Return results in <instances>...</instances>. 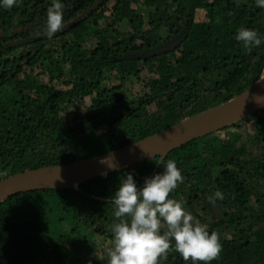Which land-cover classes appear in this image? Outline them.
I'll use <instances>...</instances> for the list:
<instances>
[{"label":"trees","instance_id":"trees-1","mask_svg":"<svg viewBox=\"0 0 264 264\" xmlns=\"http://www.w3.org/2000/svg\"><path fill=\"white\" fill-rule=\"evenodd\" d=\"M61 3L51 38L52 0L0 8V179L134 143L242 93L264 71L255 0ZM240 28L262 43L245 47ZM168 160L184 177L168 198L219 237L209 264H264V106L162 159L10 195L0 202V264H107L119 181L131 173L142 187ZM217 189L224 198L210 203ZM158 264L191 261L170 242Z\"/></svg>","mask_w":264,"mask_h":264},{"label":"clouds","instance_id":"clouds-1","mask_svg":"<svg viewBox=\"0 0 264 264\" xmlns=\"http://www.w3.org/2000/svg\"><path fill=\"white\" fill-rule=\"evenodd\" d=\"M19 0H0V8L11 9ZM264 8V0H255ZM63 27V4L52 0L46 14V35L51 38ZM245 47L259 46L261 37L255 30L240 28L235 36ZM114 157L102 158L101 163L114 168ZM159 163V162H158ZM106 175V173H102ZM184 177L174 160L164 163L162 171L144 179L142 187L131 173L125 175L113 194L115 205L112 224V243L105 248L107 264H158L170 249L186 262L209 264L221 252V243L215 232L195 221L184 206L169 197ZM224 194L216 190L208 197L210 203L222 200ZM166 225V231H161Z\"/></svg>","mask_w":264,"mask_h":264},{"label":"water","instance_id":"water-1","mask_svg":"<svg viewBox=\"0 0 264 264\" xmlns=\"http://www.w3.org/2000/svg\"><path fill=\"white\" fill-rule=\"evenodd\" d=\"M262 106L264 71L256 82L242 93L134 143L93 157L26 169L4 177L0 179V202L18 192L75 187L78 183L102 173L115 171L148 158L159 156L162 159L171 150L233 124ZM106 157H114V168L101 163L102 158ZM158 162L160 163V160Z\"/></svg>","mask_w":264,"mask_h":264},{"label":"rangeland","instance_id":"rangeland-1","mask_svg":"<svg viewBox=\"0 0 264 264\" xmlns=\"http://www.w3.org/2000/svg\"><path fill=\"white\" fill-rule=\"evenodd\" d=\"M139 167H140V170H141V171H144V170H145V167H144V165H143V164L139 165ZM37 264H40V262H39V263H37Z\"/></svg>","mask_w":264,"mask_h":264}]
</instances>
